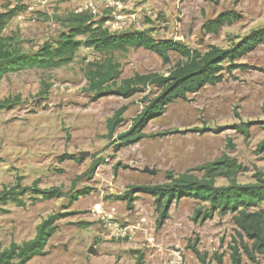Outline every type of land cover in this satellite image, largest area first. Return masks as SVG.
Segmentation results:
<instances>
[{"label": "rangeland", "instance_id": "obj_1", "mask_svg": "<svg viewBox=\"0 0 264 264\" xmlns=\"http://www.w3.org/2000/svg\"><path fill=\"white\" fill-rule=\"evenodd\" d=\"M16 2L25 10L7 23L2 34L15 38L25 53L54 41L64 31L63 18L81 4L79 0H47L44 4L0 0V12ZM123 2L115 9L98 6L91 16L106 19L104 25L111 32L145 31L155 39H170L200 51L208 45L226 48L232 40L264 26V0ZM227 10L235 11L239 19L216 33L204 30L207 20ZM108 57L120 64V79L135 73L165 76L183 60L175 52L164 62L143 48L102 55L82 47L67 65L25 69L0 80L1 100L19 99L11 108L0 109V191L20 179L23 187L37 181L40 188L57 186L65 193L32 202L27 191L20 196L25 207L8 203L4 207L8 211L0 213V248L31 239L47 215L70 213L56 222L46 254L26 264H134L138 254L143 256L142 264H200L192 246L206 256V263L216 264L215 255H220L222 264H231L229 246L235 238L231 214L214 213L195 220L194 210L203 204L182 198L172 203L168 217L158 224L159 211L150 195L136 192L131 203L117 197L132 186L166 183L167 172L174 177L189 173L199 178L203 172L197 167L224 155L246 168L235 177L237 183H255L258 172L264 179V147H259L264 138V44L239 60L246 68L224 72L219 83L168 104L143 129L155 136L123 148H115L116 135L129 128L144 105V96L151 98L157 90L147 87L129 98L95 96L88 89L86 65ZM122 106L123 121L108 138L106 120ZM241 122L249 123L248 135L235 129ZM80 152L89 155L81 158ZM63 154L79 161H59ZM214 183L229 185L224 177ZM85 187L89 193L70 205L71 195ZM241 264H264V260L257 255L250 260L241 253Z\"/></svg>", "mask_w": 264, "mask_h": 264}, {"label": "trees", "instance_id": "obj_2", "mask_svg": "<svg viewBox=\"0 0 264 264\" xmlns=\"http://www.w3.org/2000/svg\"><path fill=\"white\" fill-rule=\"evenodd\" d=\"M25 10L20 3L4 6L0 12V80L7 74L25 69H52L69 64L80 48L85 47L96 53L107 55L113 52H126L129 49L143 48L155 53L164 62L169 61V53H178L183 60L169 70L167 75L156 73H135L129 78L120 79V64L113 58H104L101 61H91L86 65L85 78L88 89L95 96L115 94L129 98L136 93L144 92L151 87L157 92L151 98L146 95L140 112L131 119L129 128L116 135L115 148H123L133 144L147 135L143 132L148 122L161 116L168 104L175 100H185L187 95L194 94L207 85H215L223 78V73H231L235 69H244L247 66L239 60L249 52L264 44V26L249 31L247 34L231 41L226 48L217 45H208L204 51L191 49L183 44L170 39H155L145 31H120L111 32L104 23L105 19H93L86 13L71 12L63 18L64 31L60 32L52 42H45L33 53L23 52L17 45L16 39L2 34L7 23ZM239 19V15L232 10L220 12L214 18L207 20L203 28L207 32L216 33L224 25H230ZM45 94L46 91H43ZM19 102L18 98L0 99V109L11 108ZM125 107L122 106L106 120L107 137L112 138L115 130L123 121ZM248 122H241L235 129L248 135ZM161 134V133H159ZM157 134V135H159ZM228 146L230 139H227ZM264 147V138L259 147ZM73 159L79 161L74 155H61L58 160ZM96 162L89 168L92 175ZM196 170L202 171L201 177L183 173L177 177L170 172L166 173V183L155 185L132 186L124 195L117 197L129 203L133 201L132 195L142 192L150 195L158 212V224H162L168 217V210L174 201L182 198H192L202 207L194 210L193 218L206 219L217 213L219 215L231 214L235 227V238L229 246L231 250V264H241V253L250 260L256 255L264 260V179L261 173H256V182L251 185L239 184L235 177L246 170L228 156L206 162ZM224 177L229 185L216 186L215 179ZM79 177L72 181V186ZM27 191L32 194V202L42 199L51 200L65 195L61 188L52 186L40 188L37 181L31 187L21 186L20 179L10 189L0 191V213L8 210L4 207L8 203L25 207V201L20 197ZM89 193V188H83L71 195L69 204L81 196ZM70 213H51L43 218L35 228L31 239L18 244L10 242L7 248H0V264H26L36 256L46 254L49 239L57 229L56 222ZM239 248L241 253H239ZM193 252L200 262L206 263V256L201 255L194 246ZM216 264H222L220 255H215ZM143 256L138 254L134 264H142Z\"/></svg>", "mask_w": 264, "mask_h": 264}, {"label": "built area", "instance_id": "obj_3", "mask_svg": "<svg viewBox=\"0 0 264 264\" xmlns=\"http://www.w3.org/2000/svg\"><path fill=\"white\" fill-rule=\"evenodd\" d=\"M38 4H44L47 0H34ZM81 4L75 10L76 13L86 12L88 14H95L98 6H103L108 9H115L123 5V0H79ZM112 16L120 17L119 14L114 13ZM106 21V19H105Z\"/></svg>", "mask_w": 264, "mask_h": 264}, {"label": "water", "instance_id": "obj_4", "mask_svg": "<svg viewBox=\"0 0 264 264\" xmlns=\"http://www.w3.org/2000/svg\"><path fill=\"white\" fill-rule=\"evenodd\" d=\"M88 155H89L88 152H80V153H79V156H80L81 158H85V157H87ZM119 164H120V162L117 161L116 165H119ZM122 167L126 168V167H128V165H127V164H122Z\"/></svg>", "mask_w": 264, "mask_h": 264}]
</instances>
